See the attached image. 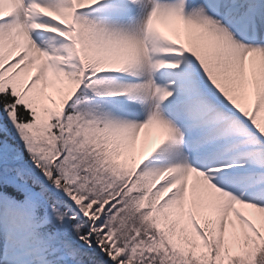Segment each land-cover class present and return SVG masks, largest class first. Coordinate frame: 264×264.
I'll return each mask as SVG.
<instances>
[{"label":"snow or ice","instance_id":"1","mask_svg":"<svg viewBox=\"0 0 264 264\" xmlns=\"http://www.w3.org/2000/svg\"><path fill=\"white\" fill-rule=\"evenodd\" d=\"M0 264H264V0H0Z\"/></svg>","mask_w":264,"mask_h":264}]
</instances>
